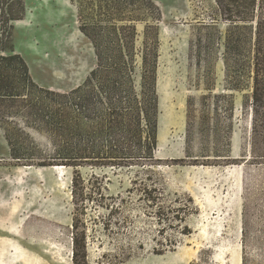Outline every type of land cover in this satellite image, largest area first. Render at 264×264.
<instances>
[{
  "label": "rangeland",
  "instance_id": "374dc122",
  "mask_svg": "<svg viewBox=\"0 0 264 264\" xmlns=\"http://www.w3.org/2000/svg\"><path fill=\"white\" fill-rule=\"evenodd\" d=\"M241 10L221 0H0V264H72L74 218L86 264H264L255 22L238 21ZM149 77L152 159L101 162L112 103L140 97ZM141 190H153L151 207ZM185 207L184 234L176 220L159 223Z\"/></svg>",
  "mask_w": 264,
  "mask_h": 264
},
{
  "label": "trees",
  "instance_id": "16d2710c",
  "mask_svg": "<svg viewBox=\"0 0 264 264\" xmlns=\"http://www.w3.org/2000/svg\"><path fill=\"white\" fill-rule=\"evenodd\" d=\"M229 4L241 2L242 10L238 21L244 23L255 22V43H254V61H253V89H252V120L251 131L254 139L264 137V0H221ZM243 3V5H242ZM260 11V14H259ZM258 16H256V15ZM231 20V19H229ZM154 67V66H153ZM147 71V70H146ZM148 73L154 77L152 67L148 68ZM118 99V98H117ZM114 109L112 114V129L108 128V136L105 137V144L100 146V154L103 155L101 162L112 164L113 166H125L132 162H148L152 159V150L156 144L157 135V98L155 80L151 77L144 78L142 83V92L140 97L132 96L126 98L123 102L117 100L112 103ZM108 121V120H107ZM111 133V135H109ZM108 139H111L109 141ZM116 143V144H115ZM105 155V156H104ZM110 155V156H109ZM68 166H78L76 162L67 164ZM72 184L77 188L81 185V179L77 175L73 178ZM76 194L73 192V198L76 196L82 198V190ZM152 191L141 190L144 195L143 200L148 203L154 202ZM123 201L122 199L120 200ZM190 202V200H189ZM172 212V217L167 213ZM189 212V208H178L175 211L166 210L165 214L159 215V223L166 224L171 228L170 220H176V227L182 228L184 214ZM181 213H183L181 215ZM77 219L73 220V238H72V264H86L85 262V236L84 233L77 232ZM185 228V227H184ZM182 228V233L186 229ZM165 228H163L164 230ZM162 231V230H161ZM168 246L174 245V242L167 240Z\"/></svg>",
  "mask_w": 264,
  "mask_h": 264
},
{
  "label": "bare ground",
  "instance_id": "6f19581e",
  "mask_svg": "<svg viewBox=\"0 0 264 264\" xmlns=\"http://www.w3.org/2000/svg\"><path fill=\"white\" fill-rule=\"evenodd\" d=\"M52 169L54 171H61V170L65 169V168L63 166H55V167H52Z\"/></svg>",
  "mask_w": 264,
  "mask_h": 264
}]
</instances>
